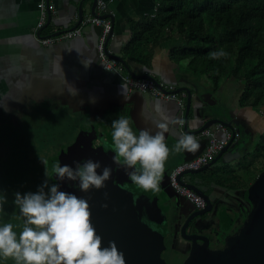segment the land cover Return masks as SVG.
Returning a JSON list of instances; mask_svg holds the SVG:
<instances>
[{
	"label": "crops",
	"instance_id": "obj_1",
	"mask_svg": "<svg viewBox=\"0 0 264 264\" xmlns=\"http://www.w3.org/2000/svg\"><path fill=\"white\" fill-rule=\"evenodd\" d=\"M102 1L105 3L104 9L96 5L94 11L96 15H107L106 18L113 22L107 49L111 55H119L127 61L124 51L132 37L131 22L152 16L156 2ZM39 2L40 0H0V128H16L17 122L28 120L32 114L27 112V107L32 104L35 108L40 107L43 115L52 117L49 120L55 126L57 122H64L66 127L76 131L80 127L90 126V132L97 137L106 138L109 149L112 145V121L122 115L130 119L137 134L139 130L147 129L153 134L161 132L164 135L170 149L164 168L167 174L175 165L204 150L205 139L196 135L194 137L199 147L195 151L171 150L176 143V130L183 129L185 98H182L181 109L174 99H160L146 92L129 90L123 79L128 74L127 71L108 70L103 67L96 49L100 27L82 24L86 17L92 15L93 0H48L51 20L41 29L40 35L36 36L57 37L62 32L77 27H81V34L47 45L41 44L34 33L39 18ZM79 8L82 18L78 24ZM55 32L58 33L54 35ZM181 42V37L177 35L154 39L148 45L150 49L143 50L150 53L149 56L132 58L127 63L136 74L152 75L158 82L171 83L176 88L187 86L194 96H199L200 99L195 98L188 112L190 129L198 127L199 123L194 122L192 116L199 111L203 121L219 118L232 122L235 129L246 130V143H240L243 137L238 139L239 144L237 140L233 143L232 151L240 146L238 155L236 152L227 154V158L232 159L230 162L220 159L218 164L196 176L200 180L199 187L210 196L214 205L213 210L205 216L206 225L202 231L211 237L214 247L218 248L227 237L237 231V218L240 220L246 216L250 209L244 193L237 189L236 169L230 166L237 167L239 158L255 146V139L261 128L258 120L264 111L261 109L256 112L249 107L242 108L237 105L243 87L241 82L227 78L215 84L206 75L191 73L187 61L172 60L170 50L180 46ZM138 54L137 51L134 56L138 57ZM229 85L233 86L228 88ZM73 86L79 90L77 95L69 92V88ZM184 93L179 92L178 96L181 97ZM90 97L95 98L94 102ZM17 113H20L19 117ZM41 122L39 123L42 125ZM24 124L22 125L26 127ZM1 164L2 158V172ZM164 190L168 194H175L168 178L162 175L159 189L152 191L150 198L157 196L158 206L165 211ZM237 191L241 197L238 212ZM209 232L214 233V236ZM169 256L173 259L171 252Z\"/></svg>",
	"mask_w": 264,
	"mask_h": 264
},
{
	"label": "water",
	"instance_id": "obj_2",
	"mask_svg": "<svg viewBox=\"0 0 264 264\" xmlns=\"http://www.w3.org/2000/svg\"><path fill=\"white\" fill-rule=\"evenodd\" d=\"M96 5L97 0H93L91 5L92 15H96L94 11ZM46 11L47 20L44 28L51 20L48 0H46ZM99 16L107 17V15ZM108 17L110 16L108 15ZM81 18V8H79L78 24ZM110 37L111 35L108 37L107 43ZM110 56L116 58L125 67L130 76L134 78L152 77L149 74L134 73L123 57L114 54H110ZM156 83L157 85L159 84L157 80ZM182 91L185 92L184 123L182 130H176L177 132L174 135L175 142L184 133L198 136L205 128L218 123L226 126L232 133L238 130L240 137L244 138L240 143H246L245 129H235L232 122L219 118L203 121L202 113L199 111L192 116V120L198 122L199 125L196 129H190L188 127V112L195 98H200L199 96H194L187 86H180L174 89L176 93ZM80 137L86 138V141H81ZM204 139L207 143V138L204 137ZM94 141L97 143L96 146L93 145ZM235 141L232 135V138L224 145L222 150L208 163L199 169L186 170L178 175L177 179L180 183L203 197L205 206L201 209H196L191 202L175 191L173 193H175L176 198L173 194H168L164 190L163 192L166 196L164 204L166 209L164 211L158 206L157 196L150 198L151 190L145 191L135 185L126 174L124 168L113 161V147L111 145L109 149L107 148L106 138L97 137L92 132L85 130L79 133L76 141L68 146L65 152L59 154L58 161L72 164L73 161L83 162L86 159L99 160L102 166L112 168V175L106 181V186L101 189L93 188L88 192H81L76 188H72L70 182H65L62 188L65 191L75 192L76 195L88 200L91 222L102 237V245H107L109 241H114L118 250L124 254L126 264H168L162 256L166 248L164 236L167 232L173 234L171 236L174 239L173 243L179 237L181 241L189 244H187V249L181 251L185 253V258L180 264H264V171L249 185L244 194L250 204V209L247 211L243 223L218 248H212L209 237L200 232L206 225L205 216L213 210V201L197 185L200 182L199 179L195 178L193 182H188L184 179L185 174L200 173L218 164L220 159L224 162H230L232 159L227 158V154L232 155L233 152H236L238 155L240 151V146H237L232 151ZM238 141L237 144H239ZM97 171H100V169ZM163 177L168 178L166 171L163 172ZM56 182L58 181L56 180ZM105 193H107V196ZM105 204L107 205L106 207L104 206ZM175 212H177L176 215H174ZM188 227H191L193 231L189 232ZM179 244L183 243H174L173 247L175 250L177 249L175 246ZM175 259L177 257L173 256L171 260Z\"/></svg>",
	"mask_w": 264,
	"mask_h": 264
},
{
	"label": "clouds",
	"instance_id": "obj_3",
	"mask_svg": "<svg viewBox=\"0 0 264 264\" xmlns=\"http://www.w3.org/2000/svg\"><path fill=\"white\" fill-rule=\"evenodd\" d=\"M226 55L222 49L210 52L213 59ZM78 91L74 86L69 88L72 95ZM90 99L94 102L95 98ZM111 128L113 161L139 188L157 191L170 153L164 135L147 129L137 134L130 119L122 115L112 121ZM198 147L194 135L184 133L171 150L192 152ZM52 175L58 182L50 183ZM111 175L112 168L102 166L99 160L72 164L57 161L36 191L16 192L13 202L19 208L23 226L17 232L12 223L0 222V259L11 258L15 264H126L114 241L102 245V237L91 222L88 200L62 188L70 182L81 192L101 189ZM4 200L0 196V210Z\"/></svg>",
	"mask_w": 264,
	"mask_h": 264
},
{
	"label": "trees",
	"instance_id": "obj_4",
	"mask_svg": "<svg viewBox=\"0 0 264 264\" xmlns=\"http://www.w3.org/2000/svg\"><path fill=\"white\" fill-rule=\"evenodd\" d=\"M155 2L154 16L131 22L132 37L124 51L127 61L149 56L150 53L143 50L150 49L148 45L154 39L180 36L181 45L170 50L172 60L187 61L191 73L206 75L215 84L227 78L241 82L243 87L237 105L249 107L256 112L264 110V0ZM221 49L227 53L225 57H210V52ZM137 51L139 54L135 57ZM258 124L261 128L256 136L255 146L241 156L237 164V169L244 172L242 175L237 173V189L244 194L264 171V123L260 121ZM5 183L7 190L12 192L11 184L7 180ZM3 211L6 213L3 214ZM17 211L18 207L7 204L2 212L0 210V222L12 223L14 230L19 232L22 230L23 220L18 224L20 217Z\"/></svg>",
	"mask_w": 264,
	"mask_h": 264
},
{
	"label": "rangeland",
	"instance_id": "obj_5",
	"mask_svg": "<svg viewBox=\"0 0 264 264\" xmlns=\"http://www.w3.org/2000/svg\"><path fill=\"white\" fill-rule=\"evenodd\" d=\"M232 86L233 85H229L227 87L230 88ZM27 108V112L32 114L28 117V120L19 121L18 119V127L16 128H0V158H2L1 168L3 170L2 172H4V178L0 181V190L5 189V191H0V196L5 197L2 208L7 204L17 208L13 202L16 192L25 193L37 190V186L40 185L41 181L46 179L44 174L48 173L46 172V167L43 170L44 165L51 169L53 168L58 151L64 148L66 144L68 145V142L71 141V137L68 134L74 130L71 129V127H66L64 122H57L56 126L52 124L51 120H49L52 117L47 116V114L43 115L44 113H41L40 107L35 108L31 104ZM19 114L20 113H17L18 117ZM36 119L38 121H36ZM26 121L28 122L25 123ZM260 121L264 123V114H262L261 119H259V122ZM39 122H41L42 125ZM38 124H40V126H38ZM44 125H47V127H44ZM65 132L68 133L65 134ZM75 132L76 131H73L72 133ZM230 167L236 169L239 175L244 174V172L237 169L236 166L232 165ZM201 173L202 172L197 174H185L184 179L188 182H193L196 176L201 175ZM6 180L11 184L10 189H12V192L11 190H7L8 186H5ZM53 182H56L54 175L50 177V183ZM24 189H26V191H23ZM240 199L241 197L237 191V212L241 207ZM5 213L6 212L3 211V214ZM18 213L19 211H17V214ZM244 219L245 215L240 220L237 218V228L241 226ZM19 221H22L21 217L17 221L18 224ZM209 233L214 236V233ZM217 244L221 245L220 243ZM162 256L168 264H180L184 259L185 253L181 252L175 260H171L169 252L167 251H163ZM8 262L9 261H6V264H8ZM0 263L4 264V260H1ZM9 264H11V262Z\"/></svg>",
	"mask_w": 264,
	"mask_h": 264
},
{
	"label": "built area",
	"instance_id": "obj_6",
	"mask_svg": "<svg viewBox=\"0 0 264 264\" xmlns=\"http://www.w3.org/2000/svg\"><path fill=\"white\" fill-rule=\"evenodd\" d=\"M97 6L100 9H104L105 3L102 0H98ZM37 7L39 9V18L34 28L35 36L39 35V32L44 27L47 20L46 0H40ZM152 16H154V14ZM82 24H91L100 27L96 49L98 57L103 62V67L108 70L115 69L118 71H126L123 65L116 58L110 56V53L107 49V39L112 34L111 21L106 17L90 15L82 21ZM80 34L81 27H77L66 30L57 37H36H38L37 39L41 44L47 45L54 43L56 40L72 39L79 36ZM123 79L129 90L135 89L139 90L140 92H146L160 99H174L177 101L181 109H183L182 98H185V94H182V96L179 97V93L174 92L175 86L173 84L158 82L159 84L157 85L153 76L148 78H134L129 74H125ZM180 124H182V121H180ZM218 134H221V136H218ZM232 135L234 140L240 139V132L238 130L232 133V131L222 124L216 123L213 126L205 128L198 135L203 138H207V143L204 147V150L193 159L183 161L175 165L168 174L169 184L173 191L185 197L195 206L196 209L203 208L205 206V200L195 191L180 183L177 177L180 173L186 170L199 169L208 163L220 150H222L224 145L232 138Z\"/></svg>",
	"mask_w": 264,
	"mask_h": 264
},
{
	"label": "flooded vegetation",
	"instance_id": "obj_7",
	"mask_svg": "<svg viewBox=\"0 0 264 264\" xmlns=\"http://www.w3.org/2000/svg\"><path fill=\"white\" fill-rule=\"evenodd\" d=\"M90 126H87V127H80V128H78V130L76 131V130H72L71 132H70V134H68V135H70V137H71V141L70 142H68V145L66 144L65 145V147L64 148H62L60 151H58V153H57V157L55 158V163L58 161V156H59V154L61 153V152H65L66 151V148L68 147V146H70L72 143H74L75 141H76V138L78 137V135H79V133L80 132H82V131H87V132H89V130H90V128H89ZM73 131H76L75 133H72ZM80 140L81 141H86V138H84V137H80ZM93 145L94 146H96L97 145V143H95V141H94V143H93ZM54 163V164H55ZM54 166V165H53ZM46 167V172H48V173H50L51 171H53L51 168H49V167H47V166H45L44 165V167H43V170H44V168ZM51 169V170H50ZM4 172H1L0 171V180H2L4 177ZM45 175V174H44ZM56 181V180H55ZM56 183V182H55ZM198 185V184H197ZM177 214V212H175V214L174 215H176ZM178 218H180V217H178ZM178 220H180V219H178ZM188 229H189V232H192L193 230L191 229V227H188ZM201 233H203V234H205L202 230L200 231ZM206 235V234H205ZM171 236H173V234L172 233H170V232H167L166 234H165V236H164V241H165V245H166V248H165V250L164 251H167V252H171L172 254H173V256L174 257H177V256H179V252H181V251H183V250H185V249H187L188 248V243L187 242H184V241H181V239L178 237V238H176V240L174 241V243H183V244H179V245H176L175 247L177 248L176 250L174 249V247H173V245H174V243H173V240L174 239H172V237ZM208 237H209V240H210V246L212 247V248H216V247H214L215 246V243H214V241L211 239V237L209 236V235H207ZM188 244V245H187ZM185 258V257H184ZM4 260H6V261H9L8 262V264L11 262V264H13V263H15L11 258H4ZM6 261H5V263H6Z\"/></svg>",
	"mask_w": 264,
	"mask_h": 264
}]
</instances>
